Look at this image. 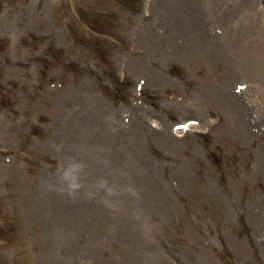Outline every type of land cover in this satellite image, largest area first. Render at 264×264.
Instances as JSON below:
<instances>
[{
    "label": "rangeland",
    "instance_id": "374dc122",
    "mask_svg": "<svg viewBox=\"0 0 264 264\" xmlns=\"http://www.w3.org/2000/svg\"><path fill=\"white\" fill-rule=\"evenodd\" d=\"M0 1V264H260L257 252L246 261L235 256V238H245L239 219L251 232L239 208L247 203L240 174L250 159L222 131L208 132L217 106L211 89L228 83L233 55L244 60L248 52L255 72L241 80L264 88V0L237 7L230 26L245 23L240 36L221 23L227 41L214 50L229 57L220 60L215 51L152 52L141 26L161 37L166 25L147 15L151 0ZM249 15L261 27L255 20L249 27ZM149 72L156 83L137 92ZM87 101L118 117L133 113L139 129L133 143L130 136L123 142L139 149L117 159L116 143L100 145L115 154L116 166L104 167L100 148L78 144L67 161L53 145L71 108ZM187 119L199 125L171 129ZM63 165L80 166L78 190L58 174ZM51 204L64 212L52 214Z\"/></svg>",
    "mask_w": 264,
    "mask_h": 264
},
{
    "label": "bare ground",
    "instance_id": "6f19581e",
    "mask_svg": "<svg viewBox=\"0 0 264 264\" xmlns=\"http://www.w3.org/2000/svg\"><path fill=\"white\" fill-rule=\"evenodd\" d=\"M215 1L217 3L216 8L222 19L223 16L226 15V10H224L223 7H220L219 0ZM223 2H225V0ZM199 4H203L202 6L204 8L212 6L214 7V3L211 0H207L206 2H203V0H153L152 8L156 9L155 12L157 14H160L161 23H163V21H168V23H170L167 25L169 28L174 23H176L175 29L177 30V33L174 35L172 32H170L168 36H170V38L177 37L179 39L182 38V40L184 39V42L187 43V47L196 44V42L200 44L202 43V41L207 43L208 41H212L215 39L222 40V37L218 38V32L214 33L213 31L208 30V22L207 20H205V17L203 15L204 11L199 7ZM206 4H208V6H206ZM184 14L185 17L180 18ZM172 50L173 49H171V51ZM217 95L218 94L216 93L215 96ZM218 98L220 100H223V102H226L225 109H227L228 115L231 118V120L224 126H227L226 128H224L225 134H227V136L231 138V140H234L235 143L238 142L241 148H243L244 143L247 142L255 148L254 154L256 162L253 170H251L250 172H253L252 174L255 175V177H258L264 169L263 144L258 143L255 146L256 131L259 128V121H256L253 118L252 110H250L247 106H244L243 101H238L239 103H237L234 99V96L219 97L218 95ZM261 112L262 114H264V111ZM72 114H75L74 120L76 122L78 121L79 124L74 128L68 129V132H65L64 136L58 135L59 138L57 137L59 141L57 144H61L63 146L61 158L62 160L67 161L70 160L71 157H73V154L70 155L71 147L74 146V151H76L75 146H79L78 144H81L83 142V148L84 146H86L87 148L93 149V152H97L99 145L103 141V138L109 135V128H111V133L115 132L116 135L117 132L119 134L122 133L121 127L117 126L122 124V127L125 128L129 125V123L125 125L123 122L117 123V121L113 122L111 120H108L107 111H99L98 115H96L97 113L93 114L92 111H90L89 113L84 114L85 116L90 114L87 120L82 118L84 117V115L80 112L76 113L75 111ZM78 115H81V119L78 118ZM257 118L259 117L257 116ZM59 127L63 128L62 126ZM131 128L136 127L133 126ZM253 129H255V131H253ZM119 145L120 146L116 148L115 153H117L118 151H121L122 153L128 151V149H126L128 148V146H126L125 143L122 142V140L120 141ZM112 153L113 152H110V154ZM78 155L80 156V154ZM135 159L136 157H134V160ZM79 163L83 164L81 161ZM59 188L64 189L65 186H59ZM64 198L65 197L63 196V200ZM260 204H264V197H260ZM258 219L262 223L264 229V211L262 212L261 216L259 214Z\"/></svg>",
    "mask_w": 264,
    "mask_h": 264
},
{
    "label": "clouds",
    "instance_id": "9594fccd",
    "mask_svg": "<svg viewBox=\"0 0 264 264\" xmlns=\"http://www.w3.org/2000/svg\"><path fill=\"white\" fill-rule=\"evenodd\" d=\"M79 165H73L70 170H65L61 179L67 182V187L70 191L78 190L80 184L77 182V175L76 173L79 171Z\"/></svg>",
    "mask_w": 264,
    "mask_h": 264
}]
</instances>
